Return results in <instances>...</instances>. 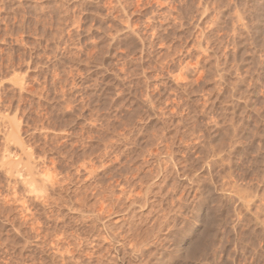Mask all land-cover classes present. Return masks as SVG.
Listing matches in <instances>:
<instances>
[{
  "label": "rangeland",
  "instance_id": "obj_1",
  "mask_svg": "<svg viewBox=\"0 0 264 264\" xmlns=\"http://www.w3.org/2000/svg\"><path fill=\"white\" fill-rule=\"evenodd\" d=\"M0 117V264H264V0H0Z\"/></svg>",
  "mask_w": 264,
  "mask_h": 264
},
{
  "label": "bare ground",
  "instance_id": "obj_2",
  "mask_svg": "<svg viewBox=\"0 0 264 264\" xmlns=\"http://www.w3.org/2000/svg\"><path fill=\"white\" fill-rule=\"evenodd\" d=\"M126 28V27H125ZM22 89V88H21ZM4 105V104H3ZM2 106V105H1ZM6 108V107H5ZM9 109V108H8ZM12 111V110H11ZM12 113V112H11ZM10 114V113H9ZM7 115V114H6ZM11 115V114H10ZM9 115V116H10ZM15 116V115H14ZM6 118V117H5ZM0 119H1V117H0ZM14 119V118H13ZM2 120V119H1ZM15 120V119H14ZM13 120V121H14ZM16 123V122H15ZM15 123H10L9 124V128L7 129V130H9V134L11 135V134H13L14 133V128H13V126L15 125ZM18 123V122H17ZM16 123V124H17ZM2 124V123H1ZM4 125V124H3ZM16 126V125H15ZM14 126V127H15ZM18 126V125H17ZM16 126V127H17ZM5 127V126H4ZM4 127H3V129H4ZM16 130V129H15ZM18 130V129H17ZM17 132V131H16ZM17 134V133H16ZM12 136V135H11ZM10 136V137H11ZM14 136V135H13ZM12 136V137H13ZM4 140V139H3ZM15 140H16V138H15ZM4 142H5V140H4ZM9 146V145H8ZM5 148V147H4ZM3 148V149H4ZM7 149V148H6ZM9 149V148H8ZM41 149V148H40ZM4 151V150H3ZM5 152V151H4ZM8 152V151H7ZM2 154V153H1ZM4 154V153H3ZM21 154V153H20ZM19 154V155H20ZM11 155H12V153H11ZM14 155V154H13ZM36 155V154H35ZM47 155V154H46ZM16 156V155H15ZM14 156V157H15ZM5 157V156H4ZM10 157H12V156H10ZM7 158V157H6ZM41 158V157H40ZM5 159V158H4ZM4 159H1V155H0V160H3L4 161ZM84 159V158H83ZM15 160V159H14ZM3 161H1V163L3 162ZM7 161V160H6ZM10 162H11V160H9ZM8 161V162H9ZM17 161V160H16ZM50 162V161H49ZM87 162V161H86ZM5 163H7V162H5ZM5 163H3V165L5 164ZM33 162L31 161V160H25V161H17V162H12V163H7L6 165H8L9 166V164H10V167H9V173H10V175H13V174H15V173H18V174H20V176H21V179H20V181H21V183L23 184H21L22 185V187H24L25 189H27L24 193H28V190L30 191V193L32 192V191H34V192H32V193H35V190L36 189H38L39 187L41 188V186H43V188L45 187V191L47 190V188L46 187H51L52 189L54 188V185H56L57 184V181L56 180H54V179H52V176H50L49 174V171L50 170H48V173L45 171V174L44 175H40L39 173H38V170H37V168H35V164L33 165L32 164ZM88 163V162H87ZM44 164V163H43ZM47 164H48V162H47ZM54 164V163H53ZM82 164H84V163H82ZM3 165H1V167L3 166ZM52 165V164H51ZM69 165V164H68ZM8 166H7V168H8ZM83 166H85V164L83 165ZM93 166V165H92ZM79 167V166H78ZM94 167V166H93ZM6 168V167H5ZM4 168V169H5ZM6 168V169H7ZM49 168V167H48ZM47 168V169H48ZM77 168V167H76ZM75 168V169H76ZM81 168V167H80ZM87 168V167H86ZM92 168V167H91ZM96 168V167H95ZM3 169V168H2ZM53 169V168H52ZM55 169V168H54ZM87 169H89V168H87ZM68 170V169H67ZM85 170V169H84ZM55 171V170H54ZM53 171V172H54ZM71 171V170H70ZM89 171V170H88ZM90 171H91V169H90ZM66 172V171H65ZM93 172V171H92ZM96 172V171H95ZM38 173V174H37ZM55 173V172H54ZM51 174H52V172H51ZM61 174V173H60ZM65 174V173H64ZM87 174H89V173H87ZM7 176V175H6ZM87 176V175H86ZM11 177V176H10ZM49 177H51V178H49ZM55 177V179H56V176H54ZM53 177V178H54ZM69 178V177H68ZM10 180H11V178H9ZM13 179V178H12ZM14 180V179H13ZM70 180V179H69ZM93 180V179H92ZM11 183V182H10ZM13 183V182H12ZM18 183V182H17ZM14 184V183H13ZM60 184H61V182H60ZM107 184V183H106ZM14 185H16V183L14 184ZM58 185V184H57ZM17 186H19V185H17ZM16 187V186H15ZM56 187V186H55ZM58 187V186H57ZM60 187V186H59ZM14 188V187H13ZM24 188H23V190H24ZM147 188H149V187H147ZM49 189V188H48ZM66 189V188H65ZM44 190V189H43ZM57 190V189H56ZM111 190V189H110ZM122 190V189H121ZM14 191H15V189H14ZM22 191V190H21ZM52 191V190H51ZM55 191V190H54ZM53 191V192H54ZM58 191V190H57ZM56 191V192H57ZM67 191V190H66ZM93 191V190H92ZM55 192V193H56ZM63 192V191H62ZM102 192V191H101ZM146 192V191H145ZM19 193V192H18ZM23 193V192H22ZM45 193V192H44ZM43 193V194H44ZM48 193V192H47ZM49 193H51V192H49ZM100 193V192H99ZM29 194V193H28ZM40 194V193H39ZM46 194V193H45ZM64 194V193H63ZM16 195H17V193H16ZM27 195V194H26ZM36 195H38V193L36 194L35 193V196ZM49 195V194H48ZM48 195L46 194V197H48ZM51 195V194H50ZM100 195H102V194H100ZM117 195V194H116ZM119 195H120V193H119ZM118 195V196H119ZM124 195V194H123ZM14 196V195H13ZM25 196V195H24ZM21 197V196H20ZM38 197V196H37ZM41 197V196H40ZM99 197H101V196H99ZM104 196H102V198H103ZM30 198V197H29ZM39 198V197H38ZM51 198V197H50ZM102 198H100V200L102 199ZM119 198H120V196H119ZM123 198V197H122ZM16 199V198H15ZM24 199V198H23ZM41 200H42V198H40ZM52 199V198H51ZM65 199V198H64ZM97 199V198H96ZM39 200V199H38ZM40 201V200H39ZM45 201V200H44ZM46 201H47V199H46ZM49 201H50V199H49ZM65 201V200H64ZM98 201V200H97ZM42 202V201H41ZM55 203V202H54ZM68 203V202H67ZM66 203V204H67ZM70 203V202H69ZM72 203V202H71ZM99 203V202H98ZM34 204V203H33ZM40 204H43V203H40ZM92 204V203H91ZM89 205V204H88ZM87 205V206H88ZM95 205V204H94ZM104 205V204H103ZM76 206H78V205H76ZM101 206V205H100ZM48 207V206H47ZM91 207H93V206H91ZM99 207V206H98ZM81 208V207H80ZM101 208V207H100ZM109 208V207H108ZM108 208H106V209H108ZM74 209V208H73ZM86 209V208H85ZM78 209L79 211H77L78 213H77V217H79V219H82L83 220V218L86 216V218H90L91 219V221L93 222V227H95V225H96V221H97V217H96V215L93 213V211L92 210H90L91 208L89 207V209ZM99 209V208H98ZM44 210V209H43ZM77 210V209H76ZM97 210V209H96ZM103 210V209H102ZM61 211V210H60ZM65 212V211H64ZM111 212V211H110ZM110 212H108V213H110ZM56 213V212H55ZM54 213V214H55ZM60 214V213H59ZM71 214V213H70ZM30 215V214H29ZM55 216H56V214H55ZM63 216V215H62ZM76 216V215H75ZM54 217V216H53ZM105 219V218H104ZM75 220H77L76 218H75ZM85 220V219H84ZM29 222V221H28ZM89 222V221H88ZM92 222H91V224H92ZM32 223V222H31ZM83 223V222H82ZM81 223V224H82ZM84 223H86V222H84ZM90 223V222H89ZM105 223V222H104ZM103 223V224H104ZM36 224H38V223H36ZM80 224V223H79ZM20 225V224H19ZM34 225V224H33ZM73 225V224H72ZM78 225V224H77ZM86 225V224H85ZM104 226H106V225H104ZM29 227V226H28ZM78 227V226H77ZM84 227H86V226H84ZM88 227V226H87ZM90 227V226H89ZM106 228V227H105ZM108 228V227H107ZM88 229V228H87ZM111 229V228H110ZM90 230H91V228H90ZM114 230V229H113ZM31 231V230H30ZM36 231H37V229H36ZM53 231V230H52ZM70 231V230H69ZM35 232V231H34ZM38 232V231H37ZM57 232V231H56ZM107 232V231H106ZM115 233V232H114ZM40 234V233H39ZM65 234V233H64ZM77 234V233H76ZM95 234H97V233H95ZM94 234V235H95ZM107 234V233H106ZM71 235V234H70ZM61 236V235H60ZM63 236V235H62ZM66 236V235H65ZM96 236V235H95ZM58 237V236H57ZM69 237V236H68ZM94 237V236H93ZM128 237V236H127ZM44 238V237H43ZM65 238V237H64ZM79 238V237H78ZM98 238V237H97ZM32 239H34V238H32ZM57 239V238H56ZM115 239H117V238H115ZM37 240V239H36ZM60 240V239H59ZM78 240H80V239H78ZM56 241V240H55ZM54 241V242H55ZM61 241V240H60ZM106 241V240H105ZM121 241V240H120ZM124 241V240H123ZM76 242V241H75ZM74 242V243H75ZM122 242V241H121ZM137 242V241H136ZM39 243V242H38ZM51 243V242H50ZM81 243V242H80ZM135 243V242H134ZM71 244V243H70ZM88 244V243H87ZM92 244V243H91ZM152 244V243H151ZM43 245V244H42ZM51 245V244H50ZM78 245V244H77ZM71 246V245H70ZM83 246V245H82ZM92 246V245H91ZM135 246V245H134ZM133 246V247H134ZM55 247V246H54ZM126 248V247H125ZM130 248V247H129ZM58 249V248H57ZM56 249V251H59V250H57ZM105 249V248H104ZM124 249V248H123ZM52 251H55V250H52ZM126 251V250H125ZM133 251H134V249H133ZM63 252V251H62ZM65 252V251H64ZM64 252H63V254H64ZM68 252V251H67ZM66 252V253H67ZM90 252V251H89ZM70 252H68L67 254H69ZM137 253V252H136ZM51 254V253H50ZM53 254H55L54 252H53ZM61 253H60V251H59V254H57V255H60ZM62 254V255H63ZM140 254H141V252H140ZM57 255H56V257H57ZM136 255V254H135ZM161 255V254H160ZM55 256V255H54ZM59 257V256H58ZM68 257V256H67ZM136 257H138V256H136ZM61 258V257H60ZM59 258V259H60ZM89 260V259H88ZM140 260V259H139ZM62 261V260H61ZM102 261V260H101ZM115 261V260H114ZM128 262V261H127ZM61 263V262H60ZM69 263H71V262H69ZM67 264V263H66ZM72 264V263H71ZM143 264V263H142Z\"/></svg>",
  "mask_w": 264,
  "mask_h": 264
}]
</instances>
